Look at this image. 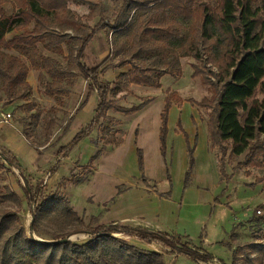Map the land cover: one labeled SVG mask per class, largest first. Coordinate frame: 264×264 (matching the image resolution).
<instances>
[{"label": "trees", "instance_id": "1", "mask_svg": "<svg viewBox=\"0 0 264 264\" xmlns=\"http://www.w3.org/2000/svg\"><path fill=\"white\" fill-rule=\"evenodd\" d=\"M8 1L17 4L15 12L8 13L3 7ZM71 1L88 6L89 13L79 15L70 8ZM96 18L98 21L91 26L88 21ZM103 30L110 37L111 53L100 65L90 67L84 61L85 50ZM67 44H73L69 55L73 63L67 68L60 67L40 48L41 45L46 51L63 54V45ZM180 53L206 64L203 68L193 65V77L202 76L204 84L211 86L213 98L189 101L210 110L207 119L210 147L218 151L221 174L227 176V157L232 162L243 157L245 166L262 168L264 97L260 99L258 94L264 96V0H122L113 19L107 16L104 0H0V91L5 96L1 108L24 101L17 109L26 114L17 121L30 140L29 133L42 116L40 110L33 111L34 103L27 101L32 91L28 82L31 67L46 70L51 79L46 92L53 97L70 92L62 87L63 79L80 76L90 82L99 95L94 115L59 149L61 153L70 150L97 132L94 138L97 151L85 170L94 168L104 150L123 141L116 129L120 122L110 112L131 115L153 100L147 97L126 107L119 104L121 97L116 96L121 92L130 94L133 84L161 88L163 76L181 74L182 70L176 67ZM116 58L118 61L113 64L112 59ZM207 63L215 64L219 72L203 70ZM127 65L130 68L114 81L100 77L106 69ZM173 100L181 97L166 89L160 135L163 154L167 150ZM56 125L57 118L51 116L45 143L50 141ZM178 130L184 133L187 143L188 180L194 171L197 138L191 141L180 121ZM0 151V167L14 166L24 179L23 195L33 212L31 230L43 238L27 232L19 211L3 206L10 201L21 206V196L7 185L0 187V264H167L164 253L113 235L124 231L142 240H157L172 254L185 255L197 262L214 259L213 254L195 247L188 237L174 232L92 221L86 224L62 190L46 193L41 183L29 180L10 151L2 146ZM138 155L142 168L140 149ZM258 183L264 184V176L251 186ZM51 224L56 226L54 230L49 229ZM81 233L91 236L84 242L68 240ZM258 236L259 239L243 245L240 253L233 250L232 264H264V232Z\"/></svg>", "mask_w": 264, "mask_h": 264}, {"label": "crops", "instance_id": "2", "mask_svg": "<svg viewBox=\"0 0 264 264\" xmlns=\"http://www.w3.org/2000/svg\"><path fill=\"white\" fill-rule=\"evenodd\" d=\"M109 43L110 37L99 32L85 50V63L90 67L100 65L111 53ZM125 67L106 69L100 77L112 81L110 77H117L129 69ZM162 87L157 90H162ZM134 88L135 84L131 85L130 89ZM144 90L150 91V88ZM73 91L64 107V111L69 112V121L63 124L64 127L56 129L55 134L60 133L58 136L54 134L43 145L28 140L16 119L2 121L0 112V146L17 158L32 183L42 180L41 184L50 191L62 190L78 213L86 211L93 217L100 216L101 220L106 221L102 224L150 227L164 232L174 231L177 223L186 220L181 217L185 206L207 204L208 199L219 191L215 188L217 155L210 147L207 120L202 118V112L195 110L189 100L184 101L180 108L172 103L167 150L163 154L160 135L165 97L157 101L154 95L144 109L134 114L110 112L120 122L116 129L120 131L123 141L114 148L104 150L94 162V168L89 169L88 176L80 175L75 180L70 178L73 169L84 170L91 162L97 151L94 144L96 132L70 150L61 153L59 149L89 123L99 102L97 90L87 80ZM186 104L190 105L189 116L184 113ZM176 110L178 116L176 125H173V111ZM3 112L10 113L6 108ZM178 121L191 141L197 138L194 171L188 180L187 143L184 133L178 130ZM189 124L190 128L186 126ZM138 149L143 154L142 168ZM11 168L17 169L14 166ZM19 176L23 181V193L25 182L20 171ZM143 179L148 182L145 183ZM65 180L70 182L64 184ZM13 190L18 193L17 189ZM212 254V261H215L218 257Z\"/></svg>", "mask_w": 264, "mask_h": 264}, {"label": "rangeland", "instance_id": "3", "mask_svg": "<svg viewBox=\"0 0 264 264\" xmlns=\"http://www.w3.org/2000/svg\"><path fill=\"white\" fill-rule=\"evenodd\" d=\"M104 3L108 18L113 19L122 4V0H104ZM16 5L17 4L13 3L12 1H8L3 5V7L8 13H13L17 10ZM70 8L79 15H87L89 13L88 6L78 5L72 1L70 2ZM97 21L98 18L88 21V23L91 26H94ZM101 32L105 34L104 30ZM182 32L184 33L185 30H182ZM109 44L111 49V43ZM72 46L73 44L63 45V54H56L54 52L46 51L41 45L40 48L43 54L52 57L60 67L67 68L69 63H73L69 57L72 52ZM117 61V58L114 60L112 59L113 64ZM193 65H198L200 68H203L202 66L206 64L197 61L191 56H181L180 53L176 67L180 68L182 72L181 74H177L175 76H164L161 80L163 83L162 90L135 84L136 88H134V90L130 89L132 91L130 94L124 95L126 92H121L116 96V98L121 97L119 99V104L124 106H132L139 103L142 99L151 97L152 95L155 96L157 101H162L166 96V89L168 87L171 91L177 92L181 97V100H173V104H177L179 108L182 107L184 101H188L190 98H194L198 101H202L205 97L212 99L214 94L211 86L204 84L202 76L193 77ZM128 68L130 67L127 65V67L124 69ZM111 69L116 70V68ZM210 69H212L215 73L219 72L218 67L212 63H207V67H205L203 70L208 71ZM116 78V76H112L110 77V80L114 81ZM212 80H214V78H212ZM28 82L32 86V91L29 94L27 101L34 103L35 107L33 111L40 110L42 112L39 124L34 125L33 129L29 133L31 138L30 140L33 144L40 145L45 143L46 127L51 116L57 118V125L55 127L54 134L59 126L64 127L63 124L66 123V121H69V112L64 111V107L67 104V97H69L70 94L74 92L73 90L77 85L85 84V80L80 76H71L63 79L61 83L62 87L69 89L70 92L54 97L48 95L46 92L47 83L51 82V79L43 67H31L28 76ZM148 88H150V91L144 90ZM137 94L142 96L137 98ZM258 97L263 99L264 96L262 93H259ZM0 98H2L0 105H3L1 103L3 100H5V96L1 91ZM22 103H24V101H16L10 105H5L4 108L10 111L13 119L18 120L20 116L26 114V112L19 111L17 109V107ZM191 105L195 110L202 112L201 116L203 119H208V112L210 111L209 109L200 107L192 102ZM177 113V110L173 111V125H176V119L178 116ZM184 113L187 116L191 114L189 104L185 105ZM186 126L190 128V124L189 126ZM59 134L60 133H56L55 136H58ZM216 155L217 162L214 167L215 188L216 191H219L214 193L213 196L208 199L209 202L207 204L185 206L181 217L182 219L186 218V220H184V222L180 221L177 223L174 231L172 232L188 237L195 247H199L201 249L204 248L202 250L208 251L209 253L211 252V254H216L218 258L215 261H212L213 259L211 260L212 262L209 261L211 264H232L233 250L237 249L240 253L239 249L241 250L243 245L255 239H259L258 235L263 234L264 232V220L258 219V216L264 217V184L258 183L255 186H251V184H253L257 178L264 176V166L262 168L248 167L243 164V157L238 159L236 162L230 161V159L227 157V176H223L219 171L218 151H216ZM88 173H90V170L73 169L70 178L72 177V179L75 180L80 177V175L88 176ZM36 182L41 183L42 180H38ZM69 182L70 180H65L63 183L67 184ZM6 185L11 189H17L21 196L22 205L19 206L17 203L10 201L3 206L15 211H19L23 217V222L27 232H31L38 236L31 230L33 212L30 206L27 204L26 199L24 198V195L21 191L23 181L20 179L19 171L17 169L10 168L8 164H3V166L0 167V187ZM44 188L46 193L53 192L50 191L47 186H44ZM79 214L86 224L90 223L91 221L101 224L106 222L101 220L100 216L98 218L93 217L89 212L86 211H81ZM105 224L108 225L109 223ZM119 225L136 227L124 224ZM55 228L56 226L54 224L49 226L50 230H54ZM260 229L262 232L259 231ZM126 232L127 231L116 232L113 235L135 243L142 248L164 253L167 264L209 263L204 261L197 262L185 255L172 254L169 248L164 247V245L157 240H142L139 237L129 236V234ZM90 236V234L85 233L75 234L72 235L68 240L73 242H84L87 241ZM39 238L41 240L43 239L41 237ZM229 244L231 246H229ZM241 253L243 252L241 251ZM239 256L243 257L242 254H239Z\"/></svg>", "mask_w": 264, "mask_h": 264}, {"label": "built area", "instance_id": "4", "mask_svg": "<svg viewBox=\"0 0 264 264\" xmlns=\"http://www.w3.org/2000/svg\"><path fill=\"white\" fill-rule=\"evenodd\" d=\"M0 112H1V117H2V121L4 122H8L12 119V114L9 113V112H3V109L1 108V105H0ZM1 152V151H0ZM1 154H0V159H1Z\"/></svg>", "mask_w": 264, "mask_h": 264}, {"label": "water", "instance_id": "5", "mask_svg": "<svg viewBox=\"0 0 264 264\" xmlns=\"http://www.w3.org/2000/svg\"><path fill=\"white\" fill-rule=\"evenodd\" d=\"M65 240H67V239H65Z\"/></svg>", "mask_w": 264, "mask_h": 264}]
</instances>
